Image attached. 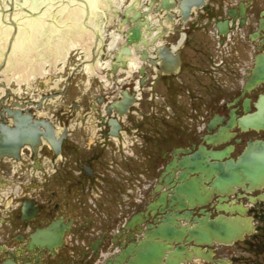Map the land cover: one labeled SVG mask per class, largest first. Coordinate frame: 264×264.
<instances>
[{
  "label": "flooded vegetation",
  "instance_id": "af4514ba",
  "mask_svg": "<svg viewBox=\"0 0 264 264\" xmlns=\"http://www.w3.org/2000/svg\"><path fill=\"white\" fill-rule=\"evenodd\" d=\"M143 14L100 71L0 87V264H264V0Z\"/></svg>",
  "mask_w": 264,
  "mask_h": 264
},
{
  "label": "water",
  "instance_id": "95a60500",
  "mask_svg": "<svg viewBox=\"0 0 264 264\" xmlns=\"http://www.w3.org/2000/svg\"><path fill=\"white\" fill-rule=\"evenodd\" d=\"M26 1L28 0H4L6 6H8V8H5L2 5L3 0H0V12L3 14L2 21L14 27L13 38L17 34L6 68L0 72V83H5L9 87L19 84V71H23L28 75L31 72L44 71L47 64L46 58L54 61L56 55H63L68 41L95 46L105 32L104 27L107 28L111 20L117 19L110 18V16L108 19H101L103 18L101 17L103 16L101 15L102 6L107 0H42L29 1L27 4ZM151 1L153 2V0ZM24 4L28 9L36 12L35 18L22 17L26 14L22 9H25L30 15H34L23 6ZM188 5H192V3ZM88 7L91 8V15L88 14ZM17 11L18 13L14 17L18 19V22L12 18L5 19L6 14L13 16ZM108 13L110 14V11L107 7L104 15ZM89 25L90 27H88ZM94 28L99 32H94ZM137 28H129L128 41L138 35ZM11 33L12 28L0 22V61ZM49 37L54 38L55 49L49 42L44 41L45 38ZM41 44L44 46L40 47ZM33 55L34 57L37 56L36 60H34ZM8 134L11 141H13L23 132L15 131ZM244 166L262 167L264 163L254 158L244 162ZM262 176H264V173H260L255 177L261 179ZM233 231L236 230L230 225L214 224L207 226L206 231L202 234L204 238L210 234H215L218 240L222 241L227 238L228 233Z\"/></svg>",
  "mask_w": 264,
  "mask_h": 264
},
{
  "label": "rangeland",
  "instance_id": "374dc122",
  "mask_svg": "<svg viewBox=\"0 0 264 264\" xmlns=\"http://www.w3.org/2000/svg\"><path fill=\"white\" fill-rule=\"evenodd\" d=\"M121 25V20L119 18L111 20L109 23V27L112 30H116L119 26ZM107 37V30H105L102 38L100 39L99 43H101V40H106ZM93 47L94 45H89V44H84V43H75L74 45H72L71 47H69L68 49L64 50L63 55H57L54 61L60 62V63H66L68 60H70L73 57H83L85 55V50L86 47ZM73 64H77V62L73 61L71 62ZM31 80H34L31 78ZM18 87V84L11 87L13 89H16ZM258 259H263L264 260V255H262L260 258ZM260 261V260H258Z\"/></svg>",
  "mask_w": 264,
  "mask_h": 264
},
{
  "label": "bare ground",
  "instance_id": "6f19581e",
  "mask_svg": "<svg viewBox=\"0 0 264 264\" xmlns=\"http://www.w3.org/2000/svg\"><path fill=\"white\" fill-rule=\"evenodd\" d=\"M87 53H88V55L90 54V48H89V47H87ZM54 63H55V65L58 64L57 61L54 62ZM95 67H96V68H94V69H100V68H101V63H99V62L97 61V66H95ZM86 69H87V71H91V70H93L90 64L86 66ZM41 74H42V73H41ZM26 81H28V80H26Z\"/></svg>",
  "mask_w": 264,
  "mask_h": 264
},
{
  "label": "crops",
  "instance_id": "0c3cea01",
  "mask_svg": "<svg viewBox=\"0 0 264 264\" xmlns=\"http://www.w3.org/2000/svg\"><path fill=\"white\" fill-rule=\"evenodd\" d=\"M75 43H77V42H74V41H68V42H67V45H66V47H65V50L68 49L69 47H71L72 45H74ZM56 56H57V55H56Z\"/></svg>",
  "mask_w": 264,
  "mask_h": 264
}]
</instances>
